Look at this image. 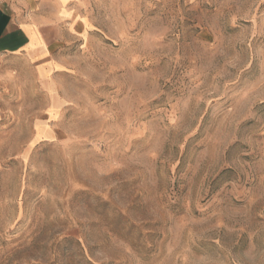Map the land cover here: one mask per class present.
<instances>
[{
  "label": "rangeland",
  "instance_id": "obj_1",
  "mask_svg": "<svg viewBox=\"0 0 264 264\" xmlns=\"http://www.w3.org/2000/svg\"><path fill=\"white\" fill-rule=\"evenodd\" d=\"M64 4L0 71V264H264V0Z\"/></svg>",
  "mask_w": 264,
  "mask_h": 264
},
{
  "label": "crops",
  "instance_id": "obj_2",
  "mask_svg": "<svg viewBox=\"0 0 264 264\" xmlns=\"http://www.w3.org/2000/svg\"><path fill=\"white\" fill-rule=\"evenodd\" d=\"M64 2L0 0V58L10 57L17 65L16 69L0 71L22 72L25 65H33L37 67L39 76L45 77L56 65V61L52 62L55 38H52L51 30L59 28L61 21L72 20L75 16Z\"/></svg>",
  "mask_w": 264,
  "mask_h": 264
}]
</instances>
